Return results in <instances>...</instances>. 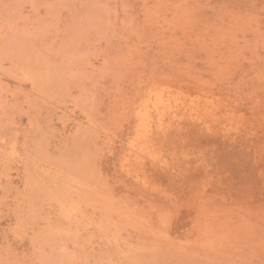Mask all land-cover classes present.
Masks as SVG:
<instances>
[{
    "label": "rangeland",
    "instance_id": "obj_1",
    "mask_svg": "<svg viewBox=\"0 0 264 264\" xmlns=\"http://www.w3.org/2000/svg\"><path fill=\"white\" fill-rule=\"evenodd\" d=\"M0 264H264V0H0Z\"/></svg>",
    "mask_w": 264,
    "mask_h": 264
}]
</instances>
